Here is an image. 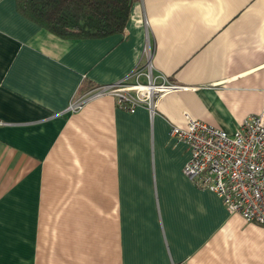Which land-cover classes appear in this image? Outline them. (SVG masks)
Masks as SVG:
<instances>
[{"label":"crops","instance_id":"1","mask_svg":"<svg viewBox=\"0 0 264 264\" xmlns=\"http://www.w3.org/2000/svg\"><path fill=\"white\" fill-rule=\"evenodd\" d=\"M148 48L179 86L153 114L111 95L68 109ZM263 107L264 0H135L123 32L79 39L0 0V264H264V223L191 180L172 135Z\"/></svg>","mask_w":264,"mask_h":264},{"label":"built area","instance_id":"2","mask_svg":"<svg viewBox=\"0 0 264 264\" xmlns=\"http://www.w3.org/2000/svg\"><path fill=\"white\" fill-rule=\"evenodd\" d=\"M146 54L147 60L124 78L77 94L68 109L78 111L90 100L111 95L121 108L134 112L145 107L153 114L161 98L179 86L167 75L155 74L149 48ZM186 117V127L172 126V135L190 149L184 173L198 186L216 192L231 213L264 223V107L233 133Z\"/></svg>","mask_w":264,"mask_h":264},{"label":"trees","instance_id":"3","mask_svg":"<svg viewBox=\"0 0 264 264\" xmlns=\"http://www.w3.org/2000/svg\"><path fill=\"white\" fill-rule=\"evenodd\" d=\"M135 0H17L20 12L63 38L123 32ZM89 88L82 87L80 92Z\"/></svg>","mask_w":264,"mask_h":264}]
</instances>
